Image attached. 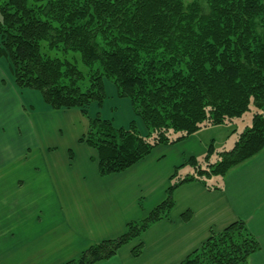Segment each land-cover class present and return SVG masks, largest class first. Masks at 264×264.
I'll return each instance as SVG.
<instances>
[{"label":"trees","instance_id":"16d2710c","mask_svg":"<svg viewBox=\"0 0 264 264\" xmlns=\"http://www.w3.org/2000/svg\"><path fill=\"white\" fill-rule=\"evenodd\" d=\"M0 0V58L19 90L40 94L52 111L78 110L88 128L80 138L96 153L100 177L120 174L161 146L231 126L251 112L230 150L188 159L192 173L170 177L164 199L125 232L63 264H99L169 219L173 193L186 183L224 177L264 149V0ZM80 66L84 69L81 70ZM105 82L130 102L127 127L88 117L101 107ZM236 133L234 130L232 134ZM212 158L215 159L212 161ZM211 189L212 185L208 186ZM191 213L181 215L184 222ZM259 244L242 221L231 223L179 264H248ZM141 243L131 249L138 259Z\"/></svg>","mask_w":264,"mask_h":264},{"label":"crops","instance_id":"0c3cea01","mask_svg":"<svg viewBox=\"0 0 264 264\" xmlns=\"http://www.w3.org/2000/svg\"><path fill=\"white\" fill-rule=\"evenodd\" d=\"M111 97L133 114L130 102L118 99L114 89ZM92 108L98 106L92 104ZM50 119L83 122L75 152L53 154L50 141L57 138L58 129L48 138L42 134L48 142L32 137L37 129L52 131ZM27 126L34 130L29 128L25 137L20 136L18 129ZM87 128L88 121L78 110L52 111L39 93L16 88L9 67L5 73L0 71V174L10 162L26 163L29 152L36 149H44L48 158L42 155L40 170H27L33 178L26 181L9 182L6 173L0 175V264H63L93 244L121 236L128 223L142 220L164 199L174 170L190 158L203 157L213 142L200 140L207 128L176 146L155 148L123 173L100 177L96 153L79 141ZM189 143L195 145L193 151L181 148ZM215 181L212 186L217 189L200 182L177 188L169 219L152 225L138 240L99 264H179L210 232L236 221L244 222L259 244L248 264H264V149ZM187 211L191 217L184 222L181 215ZM138 243L143 245L142 255L133 259L130 252Z\"/></svg>","mask_w":264,"mask_h":264},{"label":"rangeland","instance_id":"374dc122","mask_svg":"<svg viewBox=\"0 0 264 264\" xmlns=\"http://www.w3.org/2000/svg\"><path fill=\"white\" fill-rule=\"evenodd\" d=\"M182 1L184 3H192L196 1L200 3L201 5L204 4L203 0H182ZM7 67H9L8 63L4 62L3 59H0V71L5 73L7 71ZM80 69L84 70L81 66H80ZM5 83L7 87L8 82L5 81ZM113 89L114 88L111 86L110 83L105 82L106 98L103 104L101 105V107H98L97 109H94V108L88 109V113H89L88 116L92 118L98 116L100 119L109 120L112 122V124L115 127H127L131 121L135 120V124L139 132L144 133V128L142 124L138 121V119L134 116V113L131 114L130 116V113L126 110L125 106L123 104L118 103L117 101H115L114 98L111 97V91H113ZM26 111L23 114L26 115L27 113ZM252 112H253V107H251V112H247L246 114H244L241 119L234 120L231 127H228V128L227 127H211L207 130L204 129L206 131H204L202 135H200L201 136L200 140L204 144L206 143L205 142L206 140L213 139L214 148L218 149L217 151L221 152L225 150L226 151L230 150L231 147L233 146V143L236 139L237 134L240 133L244 129L245 126L250 125ZM49 122L51 123H48V126L50 127L52 131L42 132L37 129L34 132L35 135L32 137L39 138L42 142H48L49 140H47L46 138L50 136L49 135L50 132L53 133V130L55 131V129H58L60 135L59 133L57 135V131H56L57 138L55 137L53 141H50V142H53L52 146H54L53 154L56 155V153L57 154H62L63 152L66 153L68 149H70L72 153L75 152L76 150L75 146L77 144V139L79 135L84 132L85 126L83 125V122L71 123L69 121H63L61 119H59V123H56L54 120H51V119L49 120ZM27 127L26 128L20 127L18 129L20 136L25 137V135L23 134L27 133V130L29 128L31 129V131L34 130L32 126H27ZM234 130L236 131V133L232 134L233 132L231 131H234ZM42 134H44L46 138ZM15 145L19 146L20 144L16 143ZM11 146H14V144L11 143ZM181 146L183 150L186 148L188 151H193V148L195 147L193 143H189L187 145H181ZM44 151H45L44 149H36L35 151L29 152V155H28L29 160L26 161V163H23L20 160H17V162H13V163L10 162V164H7L6 166L3 167L4 170H2L0 175H2L3 173H6L5 177L9 178V182L14 181V180L26 181L30 177L33 178V176L26 174V172L30 167H33V168L38 167L37 169L40 170L41 164L39 160H43L41 157ZM43 158H45L44 155H43ZM201 158L202 157L199 156L197 159L200 160ZM45 160L48 161V158H45ZM214 160L215 159L212 158V161ZM191 173H192V169L190 166L181 168L179 170L178 178L181 179L185 175H190ZM216 178L218 179L219 177H216ZM216 178L212 177V178L204 179V180L209 186H211V185H215Z\"/></svg>","mask_w":264,"mask_h":264}]
</instances>
